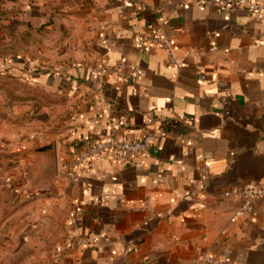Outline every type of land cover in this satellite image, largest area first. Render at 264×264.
I'll list each match as a JSON object with an SVG mask.
<instances>
[{"label": "crops", "instance_id": "1", "mask_svg": "<svg viewBox=\"0 0 264 264\" xmlns=\"http://www.w3.org/2000/svg\"><path fill=\"white\" fill-rule=\"evenodd\" d=\"M223 2L30 0L27 17L52 19L55 37L85 38L63 52L69 62L31 70L22 55L8 70L70 102L59 167L97 140L153 132L159 148L128 162L91 157L75 182L61 173L56 264H203L206 254L264 264V199L236 218L239 202L221 196L264 183V13ZM162 20L177 64L166 48L139 46Z\"/></svg>", "mask_w": 264, "mask_h": 264}, {"label": "rangeland", "instance_id": "2", "mask_svg": "<svg viewBox=\"0 0 264 264\" xmlns=\"http://www.w3.org/2000/svg\"><path fill=\"white\" fill-rule=\"evenodd\" d=\"M29 4L0 0V62L22 55L30 64L45 61L47 67L69 62L63 52L80 47L85 38L76 39L68 31L55 37L52 19L27 17ZM70 112L64 96L19 73L0 71V264H56L69 189V182L60 179L64 170L57 143ZM49 143L55 144L53 150H36ZM56 161L57 170L49 166ZM64 175L69 180L67 171Z\"/></svg>", "mask_w": 264, "mask_h": 264}, {"label": "built area", "instance_id": "3", "mask_svg": "<svg viewBox=\"0 0 264 264\" xmlns=\"http://www.w3.org/2000/svg\"><path fill=\"white\" fill-rule=\"evenodd\" d=\"M232 5L244 6L254 13H264V0H224L221 4V9L227 10ZM139 46L143 50L157 47L166 48L169 54V64H177L174 42L167 36V22L165 20L154 25H149L148 31L139 40ZM205 78L204 74L200 75V79ZM158 153L159 148L157 146L156 135L153 132L145 134L140 139H120L114 137L97 140L83 148L73 161L66 166V171L71 181L75 182L79 179L75 170L76 167L91 157L102 158L111 155L118 160L128 162L137 155H157ZM206 167L208 168V165ZM221 196L225 199H235L239 202L238 208L234 211L236 218L250 216L253 213L255 202L264 199V183L247 182L233 185L224 188L221 191ZM80 243L85 244L86 241L81 239ZM202 263L235 264L230 259H223L211 254L204 255Z\"/></svg>", "mask_w": 264, "mask_h": 264}, {"label": "trees", "instance_id": "4", "mask_svg": "<svg viewBox=\"0 0 264 264\" xmlns=\"http://www.w3.org/2000/svg\"><path fill=\"white\" fill-rule=\"evenodd\" d=\"M21 63V58L17 56L16 59L9 58L7 60L1 61L0 62V71H8L9 69L13 68L14 66L18 65ZM28 65V69H42V65L38 64H27L25 63L24 66L26 67ZM35 86H38L34 84Z\"/></svg>", "mask_w": 264, "mask_h": 264}, {"label": "water", "instance_id": "5", "mask_svg": "<svg viewBox=\"0 0 264 264\" xmlns=\"http://www.w3.org/2000/svg\"><path fill=\"white\" fill-rule=\"evenodd\" d=\"M55 148V144L54 143H49V144H45V145H39L37 146L36 150L37 151H41V152H46V151H50L53 150ZM50 167H54L57 170L58 167V162L56 161L55 164H51L49 165Z\"/></svg>", "mask_w": 264, "mask_h": 264}]
</instances>
